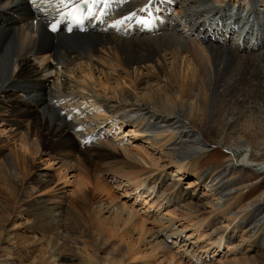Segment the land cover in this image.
I'll list each match as a JSON object with an SVG mask.
<instances>
[{
	"label": "bare ground",
	"instance_id": "bare-ground-1",
	"mask_svg": "<svg viewBox=\"0 0 264 264\" xmlns=\"http://www.w3.org/2000/svg\"><path fill=\"white\" fill-rule=\"evenodd\" d=\"M171 1L152 0L149 4V0H107V6L118 10L117 13H121V3L125 11L131 10L130 14L136 13L138 9L141 11L146 5L147 11L151 6H157L154 9L158 8L159 15L170 20L166 21L165 18L163 24L174 33L193 38L198 47L193 53L205 59L203 64L195 66L188 54L180 52L179 65H183L182 69L175 65L168 76L160 73L161 70L156 71L159 73L156 79L160 87L148 93L143 100L135 94L139 80L137 73L141 71L142 65L148 70L153 59L136 44H130L129 54V48L125 47L126 41L122 38L113 40L106 33L105 23L101 28L98 21L91 24L86 21L82 32L72 29V32L66 33L60 26L55 31H47L49 19L67 11L75 3L60 7L56 3L50 4L51 0H34V4L30 3L31 0H17L6 9H0V123L3 128L9 127L8 134L4 133V129L0 130V215L10 225L9 228L0 225V242L10 243L12 240L10 230L22 219V203L25 204L24 201L33 192L50 193L60 203L68 201L66 207L48 205V199L45 198L34 201V221L38 228L42 227L39 229L41 236L37 239L32 232L31 244L39 246V249L37 254L30 257L29 264H66L65 261L99 264L96 257L89 254L83 240L88 232L96 244L95 250L105 247L111 237L115 239L113 251L121 249L119 256H111L103 264H124L134 259L143 262L157 253L169 263L182 264V257L180 259L172 252L174 246L177 250L184 248L191 258H196L201 264H209L210 256H206L210 250L215 255L221 253L223 257L228 252L240 254L244 264H255L250 260L251 256L246 254L247 249L264 248V215H261L264 172L254 181L263 187L261 193L239 207L238 204L249 190H246L247 186H235L242 180L243 184H247L248 179L239 180L233 175L227 178L221 166L200 174L195 172V164L207 151L206 137H210L216 147H226L219 137L226 131L230 138L238 135L246 139L252 138L253 131H263L261 116L240 121L245 105L250 102L249 94L255 84L252 81L259 76L257 68L264 60V0H214L213 5L203 9L189 7V0ZM176 3L180 5L177 7ZM201 10H204L205 15L200 17L198 13ZM210 14L211 17L205 22L204 18ZM227 20V24L232 22L239 27L230 29L231 26L225 25ZM177 24L180 25L178 28ZM160 38L159 45L166 55V43L171 44L173 41L171 38ZM147 42L151 45L150 41ZM256 48L263 51L248 57L246 53ZM188 50L187 53L190 48ZM80 59L83 63L76 62ZM255 61L259 63L257 66ZM96 65L105 70L106 76L108 73L114 75L118 70L127 72V68L131 67V90H115L117 93L112 97L113 100L97 94L96 85L92 82V69ZM52 71L54 75L49 76L48 73ZM176 71L181 82H178ZM100 85H103L102 89L112 88ZM262 88L260 84L257 87L259 92H264ZM24 97L27 99L23 100ZM89 100L91 103H88ZM127 109L136 115L140 113L141 118L135 116L128 120L129 116L120 114ZM225 119L230 123L224 131ZM128 121L132 124L127 132L136 137L141 135L156 149L166 148L164 154L168 162L163 167L174 170L178 178L171 179L170 174L160 170L145 150L126 145L124 139L117 138L113 128L117 125L120 128ZM206 122L208 127L203 129ZM113 123L117 125L113 126ZM201 123L203 125L200 127ZM71 130L85 143L95 139L87 149L84 148L81 158L83 163L79 158L81 143L73 140ZM82 130L88 135H81ZM105 131L110 133L107 137ZM216 137L218 139H213ZM263 137L262 134L258 145L264 143ZM223 143L229 144L226 148L231 150L232 142ZM7 146L9 152L6 151ZM235 152L233 149L222 155L228 171L243 168L242 163L233 165ZM37 154L49 157L63 155L66 159L61 163L63 167L60 166L63 169L75 166L74 161H71L77 158L75 161L80 166L86 165L83 171L85 177H89L91 172L87 163L99 159L101 168L99 172L97 169L93 172L99 183L94 186L79 178L78 185L69 191L66 186L69 179L62 168L53 173L39 172L36 174L37 179L28 181V158L35 160ZM112 159H116V162H105ZM101 171L119 178H116V187L124 186V195L132 193L134 201L137 198L143 201V214L126 204V201L118 198L113 200L114 196L112 199L105 195L111 190L107 189L109 185L103 179L105 177L102 178ZM191 171L199 176L188 184L207 187V196L178 186L182 176ZM92 189L102 193V196L104 193L107 198L90 200L88 192ZM214 200L217 202L214 203ZM232 208L237 210L231 212ZM38 210L47 215L41 217ZM25 212L27 214V210ZM62 221L71 223L81 231L75 233ZM148 224L151 226L148 227ZM188 227L192 228V233L186 236L184 233ZM124 237L127 239L122 243ZM196 253L199 256L200 253H206V256L196 257Z\"/></svg>",
	"mask_w": 264,
	"mask_h": 264
},
{
	"label": "rangeland",
	"instance_id": "rangeland-1",
	"mask_svg": "<svg viewBox=\"0 0 264 264\" xmlns=\"http://www.w3.org/2000/svg\"><path fill=\"white\" fill-rule=\"evenodd\" d=\"M15 1H17V0H2L0 2V9H2V10L6 9L7 6L11 5ZM175 1L179 2L181 0H173L171 2H175ZM189 1H190L189 7L191 6V8L194 7V8L203 9L207 5L209 6V5L214 4V0H195V1L189 0ZM176 4H177L176 5L177 7L180 5L179 3H176ZM95 5H99L102 9V13H101L100 17L103 18V22H105L107 25L111 24L107 27L106 31L107 30L108 31L106 33L108 35H110L113 38V40H115L117 38L124 39L126 41L125 47L129 48V50H128L129 54H131L130 44L131 43L136 44L146 55L151 56L153 59L152 66L154 65V67H152L150 65L149 66L150 68L147 70V68H145L142 65L141 71L139 73H137L139 80L135 86L136 87L135 94H136V97L139 98L140 100L146 99L148 93L151 94L154 91H156L157 89H159L160 85H157L159 80L156 79V76L159 75V73L157 74L156 71L161 70L162 72H160V73H162L164 75L166 74V76H168V74L171 73V68L173 66H175V65L177 66L181 63V59H180V55H179L180 52L183 51L186 54H188L187 56L192 59V63L194 65L195 64H203L205 62L204 58L202 59V57H201V59H200V57L198 55H195L193 53L194 49L198 50L197 49L198 48L197 42L195 40H193V38H189L188 36H182V35H179L177 33H174L173 31L170 30V28L167 25L159 24L157 22L156 23L157 25L155 27L150 28L149 30H145V31L143 30L144 32L137 31L136 33H126V34L125 33H119L118 31L115 30L116 27L121 29V30L126 29V27L128 25L129 26L130 25H137V26H140V28L143 27L144 21L146 20V18L148 16H150L151 12L145 11L142 13L141 11L140 12L137 11L133 15H128V12H126V11H124L123 13H117L118 10L117 11L110 10V8L104 9L103 6H106L107 3L106 4L101 3V4H95ZM156 7L157 6L151 7L152 8L151 10L154 11L153 14L156 15L157 18L163 19V22L165 21V18H166V21L167 20L170 21L169 19H167L166 16L162 17L159 15L160 12L158 11V8L153 9ZM214 9L217 10L216 7H214ZM120 11H123V10L121 9ZM168 13L170 14L169 11H168ZM168 13H167V15H168ZM204 13H205L204 10H201V12H199L198 14L201 17V16L205 15ZM231 14H232V12H231ZM171 15H172V13H171ZM100 17H98L97 20H100ZM129 17H130V19H129ZM118 21H123V22L117 23ZM227 22H229V20L226 21L225 25L231 26L230 29H232V30H235V25H236V28L239 27L236 23L231 22L230 23L231 25H230V24H227ZM100 23H101V21L98 22V25H100ZM263 23H264V21H263ZM179 26L180 25L177 24V27L176 26H174V27L178 28ZM161 36L166 37V38H171V40L173 41L171 44L166 43L167 44L166 49H168V52L166 55H164L165 50H162V47H160V45H159V44H161V42H160ZM233 40H235V39L233 38ZM141 41L144 43V46H142ZM147 41H150L152 46ZM188 48H190V52L187 53ZM153 50H154V55H152ZM261 51H263V50L256 48V49H253L252 51H248L249 54H248V52L246 54L248 55V57H254L257 55V53H260ZM120 57H122L121 54H120ZM262 58L264 59V57H262ZM76 62L83 63V61L81 59L77 60ZM254 64L257 66L259 63H258V61H255ZM98 66L99 65H96L92 69V75H93L92 82L94 81L93 83L96 85L95 90L97 91V94H99L101 96L110 97V99L113 100L112 97L114 96L115 93H117L116 91H118L119 88L131 90L130 88L132 86L129 85L130 84L129 83L130 82L129 74L131 76H133L132 75L133 70L131 67L127 68V72L126 71L123 72L122 70H118L116 72V74L110 75L108 73L106 76V73L104 72L105 70L103 71L102 68H100ZM182 66L179 65V68L182 69ZM75 68L77 69V66H75ZM257 69L259 71L258 72L259 76H258L257 80L254 79L252 81V84L253 83H255V84L253 85L252 90L250 91V94H249V101L250 102L247 103L245 105V108L243 109V117H242V120L240 121V123L243 121V119H252L253 120V118H259L261 116V118L263 119L262 122H263V131H264V92H259V89H257V87H259V84L262 85V87H264V60H262V62H260V66H258ZM48 74H49V76H53L54 71L49 72ZM176 74H177L176 77L179 80L178 82H181L179 72L176 71ZM106 78H107V80H106ZM98 82L99 83L101 82L100 84H104L105 86H108V88H110L112 86V88L106 89V87H105V89H102L103 85L101 86ZM123 82H125V85L123 84ZM105 90H107V91H105ZM262 90H264V88H262ZM255 94H257L259 96H256ZM254 95H255V97H253ZM133 97H135V96L133 95ZM26 99L27 98H25L23 100H26ZM34 99H35V97H34ZM130 110L131 109L123 110V112H121L120 114H123L126 117L129 116L127 118L128 120L130 118H134L135 116L140 117V115H139L140 113H138L136 115V113H134V111L130 112ZM255 110H256V112H254ZM56 112H57V110H56ZM221 121H222V119H221ZM225 121H226V119H225ZM225 121H224V123L226 124V127L224 124L223 125V127H225L224 131L230 123V122H227V121L225 122ZM144 122H145V120H144ZM115 123H113L112 125L116 126L117 124L115 125ZM131 124H132L131 121H128V123H124L120 128H117L118 125L116 126V129L113 128L114 134L116 133L118 135L117 138L124 139L123 142L126 145H129V146L135 145L136 147L145 150L146 152H148V154H150V157L155 161V164L156 165L158 164L157 167L160 170H165L166 174H170L171 179L178 178L177 177L178 174H176L174 170H171L168 166L163 167V165L168 162L167 155L164 154L166 152V148L163 150L156 149V148H154V145L149 144L148 143L149 141H147V139L142 138L141 135H138L136 137L135 135L127 132ZM202 125H203V123L200 124V127ZM186 126H188V124H186ZM207 127H208V123L206 122L203 129H206ZM236 128H238V126ZM1 129L2 130L4 129V133H6V134L9 133L8 132L9 127L6 126L5 128H3L2 124L0 123V130ZM135 129H136V127H135ZM263 131L262 132H260L259 130L253 131L251 134L252 135L251 139H246L245 137H240L238 135H233L230 138V135H227L228 134L227 131H226V133H222L223 135H221V134L219 135V137L221 136L222 144H226V147H228L229 144L223 143L224 141L232 142L231 143L232 145L230 148H231V150L235 149L236 150L235 153L237 155V157L235 155V157H233V159H232L233 165H235L236 163H238V164L242 163L241 164L243 167L242 169H236V170L228 171V169H227L228 167H225L226 162H225L224 158L222 157V155L226 154L228 152H231V150L227 149L225 146H222V147L217 146L216 147V144L211 143L212 139L210 137H206V140H207L206 150L207 151H205V153L198 159L197 163L195 164L197 166V169L195 172H197L198 174H200L203 171L221 166V168L224 169L225 175L227 176V178L230 177V175H233V176H235L236 179H239V180H241L243 178L248 179L247 184H243L244 181L242 180L240 182V184L237 183L235 186V188H241L242 186H247L245 188H246V190H249L246 193V197H244L241 200V202L238 204V207L241 204H244L248 199H251V198L255 197L256 195L260 194L261 190H263L262 186H259V185L254 183L255 179L257 180L256 177L262 175V173L264 172L263 171L264 170L263 169L264 163H262L263 157H264V148H263L264 143H262L261 145H258V144H260V142L262 140L261 139L262 134L264 135ZM71 132H72L71 135H72L73 140H75L77 143H79V141L81 142L79 147H80V149L81 148L82 149L80 151L79 150L78 151L80 154L79 158L82 162L81 158H82V155H84V153H83L84 148L87 149L88 148L87 146H89L93 142V140L95 141V139L92 138L91 141L89 140L88 142L86 141V143H85L81 140L82 138L80 136L78 137L76 135H73V133H74L73 130H71ZM84 132L85 131L82 130L80 132V134L81 135L83 134V136H84L85 135ZM105 132H107V131H105ZM140 132H142V128L140 129ZM108 134H110L109 131L106 133V137ZM146 134H149V132H147ZM87 135H85V136H87ZM111 137H112V135L109 138H111ZM213 139L216 140L218 138L216 137ZM263 139H264V137H263ZM6 151L9 152L8 146L6 148ZM40 156H42V159L39 160ZM47 159H48V164L46 163ZM64 159L65 158L63 157V155H61V156L55 155L53 157L52 156L49 157V156L41 155V154H37L35 157V160H31V158H28V162H27V179H28V181H30V180L33 181V179H37L36 174H38L39 172H50V173L52 172L53 173V172L57 171V169L60 170L63 167V165H61V163H64ZM75 160H77V158L76 159L74 158V160L72 158V161H71V162L74 161L75 166H73V167L75 169H73V167L71 169L69 167L65 168V169L62 168V171L67 173V178L69 179V181H68L69 183H68V185H66L67 189L70 191L71 189L75 188L76 185H78L79 178H83L84 180H87L88 182H90L91 185L97 186V184L99 183V180L94 178L93 172H95L94 171L95 169H97L96 171L99 172V169L101 168V164H100L101 162L99 161V159L92 160L93 162L90 161L89 163H87L88 168H90L89 171H91V172H89V174H90L89 177H85V175L83 173L84 168L86 166L85 163L80 166L79 163H77V161H75ZM1 161H2V159L0 157V163H1ZM107 161L116 162V159L106 160L105 162H107ZM92 163H94V164H92ZM60 166H62V167H60ZM82 166H84V167H82ZM158 168H157V170H158ZM172 171H174V172H172ZM102 172H104V171H101L102 178L105 177L103 179L106 180V182H108L106 184L109 185V187L107 189L111 190V191H109L108 194H105V195H108L112 199L114 196L113 200H118V199L124 200V201H126L125 202L126 204L130 205L134 209H137L136 211H139L138 213L143 214L142 212L145 209L144 203H142L143 201L138 200L139 198H137V200L134 201V195L132 193H131V195H127V194L124 195L123 190L125 189V187L124 186L116 187V183H117L116 180L119 178L117 176H114L115 174L113 175L112 173H109V172L104 174ZM173 173H175V174H173ZM73 175L76 177H73ZM111 175H113L114 177H111ZM197 176H199V175H196V173H194L192 171L188 172L187 174L182 176V179L180 180V183L178 184V186L181 188L186 187V188H188V190L190 192L194 191V192H198L199 194H205L207 196L209 193L207 187H204V186L196 187L194 185L188 184L189 182L196 180ZM89 192L90 193L92 192V193L90 194ZM89 192H88V195H91V196H89L90 200L95 201V200H98L101 198L102 199L107 198V196H105L104 193L102 196V193H100L97 190L92 189ZM93 192H94V194H93ZM110 192H111V195H110ZM232 192H235V191H232ZM90 197H92V198H90ZM39 198L48 199V201L46 202L48 205H58L59 204L60 206H65V207L68 205V201H62L60 203V200H58L56 197H54L50 193L49 194H44V193L42 194L39 192H33V195L31 197L26 198V200L24 201L25 204L22 203V206L20 208L21 209L20 214L22 213L23 217H22V219H20L17 222L15 228L10 230V232L12 234V236H11L12 240L10 241V243L0 242V264H29L33 255L38 253L39 246H35L34 244H31V243H33V240H31V238L33 235L32 232H34V234L36 235L35 236L36 239L41 236L39 229L42 226H39L40 228L37 227L38 225L34 221L35 216L33 214V212H35V208H36L34 206V201H36ZM213 202L215 203L217 201L214 200ZM26 210H27V214L25 212ZM236 210H237L236 208H232L231 212H234ZM38 212H39L38 214H40L41 217H45L47 215L46 212H45V214L40 213L39 210H38ZM3 213H4V211H3ZM160 213H163V211H161ZM261 215H264V205L262 207ZM0 220H1L0 225L2 227H6V228L10 227L9 224H8L9 226L7 225L5 218H2L1 215H0ZM223 221L225 222V220H223ZM62 222H63V224H65L64 226H66L67 228L69 226L68 229L73 230L75 233L81 231L80 228L73 226L69 222H67V223H66V221H62ZM150 226L151 225L148 224V227H150ZM111 229H112V227H111ZM34 230H36V231H34ZM191 230H192V228L188 227V229H186V232L184 233V235L187 236L188 234H191L192 233ZM3 235H4V233L2 232L1 237H3ZM193 235L195 236V232H193ZM91 238H92V236L89 232H88V235L86 233V235L83 236V240L85 239L84 241H85V244H86V247H87L89 254H91L93 257H96L99 264H103V262L109 260L111 256L117 257V256H119V254L122 253L121 249H117V250L113 251V246L115 245V242H114L115 239L112 237L106 242L105 247L99 248L98 250H95L96 244L93 241V238L92 239ZM133 238H136V236H134ZM36 239H34V241H36ZM126 239H127L126 237H124L123 240L121 239L122 243L124 241L126 242ZM168 242L170 243V240H168ZM122 243L120 242L119 245H121ZM7 247L10 249H7ZM31 247H32V249H30ZM33 247H34V249H33ZM223 249L225 250L227 248L223 247ZM30 250L32 251V253L30 252ZM172 250H173L172 252L176 253L180 259L182 257V259H181L182 264H201L198 261H196V258H194V259L191 258L188 255V253H186L187 250H185L182 247L179 248V250H177L176 246H174L172 248ZM176 250L178 252H176ZM27 251H29L28 254H26ZM212 252H213V250H210L209 252H207L208 253L207 256L205 255L206 253L205 254L200 253V256L201 257L206 256V258L208 256H210L209 257L210 258L209 264H233V263L236 264V262H238L239 264H244V262L241 260V256H239L240 254L233 255V254H231V252H228L227 255L225 257H223V255L221 253H219L218 255L216 253V255H215V253H212ZM9 253H11V254H9ZM180 253H181V255H180ZM18 254H19V256H18ZM197 254L198 253H196V257L199 256ZM246 254H249L251 256L250 260L252 262H254L255 264H264V248L260 249V250L259 249L258 250L247 249ZM235 260H237V261L235 262ZM129 261H126L124 264H175L174 262L169 263L168 261H166V259H164L160 253H157V255H155L154 257H149V258L145 259L143 262H140L139 260H135V259L133 261H130V262ZM145 261H147V262H145ZM65 263L66 264H74V262H69V261H65ZM75 264H76V262H75Z\"/></svg>",
	"mask_w": 264,
	"mask_h": 264
},
{
	"label": "snow or ice",
	"instance_id": "snow-or-ice-1",
	"mask_svg": "<svg viewBox=\"0 0 264 264\" xmlns=\"http://www.w3.org/2000/svg\"><path fill=\"white\" fill-rule=\"evenodd\" d=\"M80 3H84L89 5V7L91 8L92 5L95 4H101L107 3V0H79ZM152 2V0H149V4ZM55 3L58 4L60 7H66L68 4H73L75 3V0H55ZM76 7H79V4H76ZM141 11H147V5L145 6V8L141 9ZM130 19V17H129ZM123 21H118L117 23H122Z\"/></svg>",
	"mask_w": 264,
	"mask_h": 264
}]
</instances>
